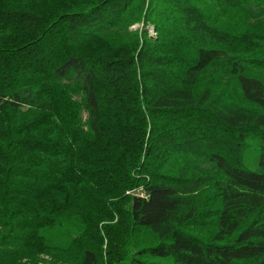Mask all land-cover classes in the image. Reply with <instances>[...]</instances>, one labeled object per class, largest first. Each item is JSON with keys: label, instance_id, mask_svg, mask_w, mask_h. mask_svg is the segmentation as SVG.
I'll list each match as a JSON object with an SVG mask.
<instances>
[{"label": "trees", "instance_id": "trees-1", "mask_svg": "<svg viewBox=\"0 0 264 264\" xmlns=\"http://www.w3.org/2000/svg\"><path fill=\"white\" fill-rule=\"evenodd\" d=\"M0 264H264V0H0Z\"/></svg>", "mask_w": 264, "mask_h": 264}, {"label": "rangeland", "instance_id": "rangeland-1", "mask_svg": "<svg viewBox=\"0 0 264 264\" xmlns=\"http://www.w3.org/2000/svg\"><path fill=\"white\" fill-rule=\"evenodd\" d=\"M139 28H141V26L137 25V26L133 27L132 30H136V29H139ZM147 31H148V34H149V36H150L151 38H155V37H157V33H156V31H155V29H154L153 27H150V26H149V27L147 28Z\"/></svg>", "mask_w": 264, "mask_h": 264}]
</instances>
